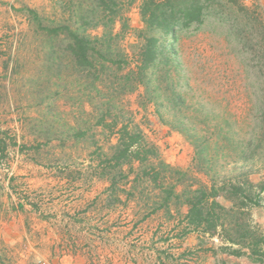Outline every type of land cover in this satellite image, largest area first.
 Wrapping results in <instances>:
<instances>
[{
	"label": "rangeland",
	"instance_id": "rangeland-1",
	"mask_svg": "<svg viewBox=\"0 0 264 264\" xmlns=\"http://www.w3.org/2000/svg\"><path fill=\"white\" fill-rule=\"evenodd\" d=\"M130 1L116 0L110 23L100 0H0V264H67L68 244L85 264H253L203 252L173 228L200 182L248 171L264 183V0H238L237 24L179 30L177 66L158 65L147 88L127 80L143 29ZM69 32L94 48L92 65L76 64ZM123 125L154 151L140 167L155 168L161 187L126 179V162L111 168ZM111 178L115 193H101ZM260 199L251 217L264 227Z\"/></svg>",
	"mask_w": 264,
	"mask_h": 264
},
{
	"label": "trees",
	"instance_id": "trees-1",
	"mask_svg": "<svg viewBox=\"0 0 264 264\" xmlns=\"http://www.w3.org/2000/svg\"><path fill=\"white\" fill-rule=\"evenodd\" d=\"M100 1L105 8L103 11L112 15L109 22L114 23L116 18L120 17L118 16L120 12L113 8L118 6L116 0ZM136 1H138L143 29L137 36L140 45L134 55V67L129 70L127 80L130 79V75H135L139 84L145 88L149 81L145 82L143 78L148 76L158 65L165 68H168V65L177 66L172 61L176 51L171 43L179 30L188 29L191 26L198 30L207 18L213 17H221L222 19L218 21L223 25H226L230 19H232V23L237 24L236 20L243 18L239 15L247 11V8L239 4L238 0H131L130 2ZM221 5L228 7L226 14L219 12ZM244 22L246 24L242 26V29L250 33L255 30L249 24V20ZM233 27L234 25H230L229 29ZM69 33L71 43L68 45V50L76 64L84 67L92 65L89 53L94 51V48L89 47L85 38L76 33ZM164 36L168 37L170 44H166L164 41L160 42ZM235 37L240 39L241 32L237 33ZM98 55L101 59H106L114 64V61L106 58L103 53L98 52ZM164 73L166 75V72ZM178 95L173 92L172 100L180 99ZM103 126L111 130L115 128L114 124H103ZM116 134L118 143L115 154L111 158L113 163L111 168L121 169L124 165L122 161L126 162V179H129V175H134L133 181L146 179L155 187H161L157 184L159 172L155 168L140 167L155 155L154 151L145 144L142 136L139 133L129 132L124 125L116 131ZM224 139L228 144L232 143L229 138L225 137ZM257 140L251 138L246 143L247 149L250 148L251 143L255 146ZM206 145L207 142H205ZM199 153V157H204L203 152ZM106 163L103 162V165ZM105 170L106 168L103 166L102 171ZM183 176L181 175V177ZM263 191L264 183L252 182L248 171L241 172L235 177L224 178L220 182H200L196 189H190L184 194L181 205L187 207V211L179 217L173 230L178 231L180 238L195 235L199 240V250L213 256L220 253L236 258H246L253 264H264V227L255 223L251 217V210L260 206V195ZM173 196V191L167 192L164 205ZM176 199L180 200L179 197ZM220 199L227 201L230 205H223ZM215 240L217 244L214 243ZM205 241L211 243L203 248L202 245Z\"/></svg>",
	"mask_w": 264,
	"mask_h": 264
},
{
	"label": "crops",
	"instance_id": "crops-1",
	"mask_svg": "<svg viewBox=\"0 0 264 264\" xmlns=\"http://www.w3.org/2000/svg\"><path fill=\"white\" fill-rule=\"evenodd\" d=\"M103 185H104V188L102 189L101 193H107V194L109 193V195H110V193L111 194H114L115 193V191H114L115 190V186L113 187V183H112L111 180L104 181V184ZM116 199L118 201H121L119 197L116 198ZM186 211L187 210L185 208V212L182 215H184L186 213ZM121 221H122L121 223H123V220H121ZM125 224H126V222H125ZM94 230L99 231V228H95ZM94 230H93V233H94ZM109 230H107V231H109ZM68 245L69 246L66 248L67 255L63 258V259H65L67 261V264H85L83 258L79 255V252H78L76 246H75V248H73L72 245H70V244H68ZM74 245H76V244H74Z\"/></svg>",
	"mask_w": 264,
	"mask_h": 264
},
{
	"label": "built area",
	"instance_id": "built-area-1",
	"mask_svg": "<svg viewBox=\"0 0 264 264\" xmlns=\"http://www.w3.org/2000/svg\"><path fill=\"white\" fill-rule=\"evenodd\" d=\"M44 264V263H43Z\"/></svg>",
	"mask_w": 264,
	"mask_h": 264
}]
</instances>
